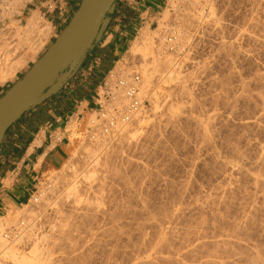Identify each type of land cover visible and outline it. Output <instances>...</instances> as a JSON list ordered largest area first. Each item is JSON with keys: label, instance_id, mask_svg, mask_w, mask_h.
<instances>
[{"label": "rangeland", "instance_id": "1", "mask_svg": "<svg viewBox=\"0 0 264 264\" xmlns=\"http://www.w3.org/2000/svg\"><path fill=\"white\" fill-rule=\"evenodd\" d=\"M3 1L0 2V56L3 54V49L7 50V48H9V51L7 50V55L10 54L8 56L12 57V52H14L12 49H14L16 46L21 48L26 46L25 44H22L23 39H21V37H23V33H20L19 35L15 34L17 29L23 26L26 20L25 16L21 17V8L25 0H21V2L20 0H12V4L11 1ZM260 1L262 0H160L158 3L154 4L148 9H146L147 7H143V9L134 7L132 9L130 7H133L134 5H128L127 1L125 2L126 4L122 5V9H124L126 13L122 12L120 15L118 12L114 13L115 10H112L114 13L112 24L113 31L119 33L120 26L125 24V20L127 21L126 43L120 48L118 55L116 56L113 54L104 55L103 53L94 50L92 52V63L90 65L95 66L96 63H99L100 68L96 69L94 74H91L92 70H94L93 68H91L90 72L79 69L73 74L72 78L67 81V84L64 85H66V89L69 87H75L78 83L85 81V78L92 77V82H95L94 85L98 86L110 71L122 73L128 72V74H141L139 76L141 77L142 81L146 84L148 83V89L146 88V93L148 95L144 94V98L150 96V100H148V97L146 98L148 101L146 100V108L143 110L145 114L142 113L141 116L137 117L139 119L136 118L137 121L134 120V125L131 124L128 132L125 133L126 137H130L131 135L133 136H131L130 140L128 139L129 142L126 138V140H124L122 136H113L116 139H111V137L106 139V141L104 140L105 142L103 140H100L101 142L99 140L94 141L100 142L99 144H93V142L87 143L83 138V125L86 119L89 117V115H86L87 111L84 112V118L82 121L79 119L75 122L74 120H76V117L72 118L69 123L72 129V139L68 159L64 162L63 166L59 170L53 171L49 175L44 176L43 179L39 180L36 185V188H42L45 180L48 179L52 183L51 185L53 189L51 188L45 197L41 198V201L38 204L28 202L27 204L25 203L21 206L12 208L11 210L9 209L6 212L0 213V242L3 241L5 243H3L4 246L0 247L3 249H0V254L2 253L0 255V260L2 261H0V264H129V261L127 260L130 259L131 254L128 251L132 252V250H134L133 248L138 246L135 244L139 243L140 245V243H142L139 242V240L141 241L142 239L140 236L144 235V237H142L143 239H147V241H150L149 239H153L151 240V243H153L155 242L154 239L156 240V236L160 234V231L161 233H164V231L166 232L168 230L166 227L168 226L169 228V225L166 224V222L163 224V220L161 219H165L163 216L167 217L171 212L173 213L174 210L178 208V206L180 207V203L178 204L177 199H179V202H181L182 207L186 205L188 208L190 206L189 210L191 212L188 210V214L186 213L184 217L185 220L188 219L189 221H184V226H179L182 228V230L177 228L175 229L176 233L174 230L173 240L172 238L169 239V242L172 240L170 242V245H172V248H170L171 251L170 249L165 251V253L168 252V254H165L163 251V255L165 254L166 257L169 258V262H159L157 264H171L173 261L176 262L173 264H196L195 262L197 260L201 261H197V264L203 263L204 257L202 258L201 256L203 255H200V253H198L197 256V253H195L196 259L194 255L191 258L188 257L189 259L187 257H183L184 252L190 248V245H194L192 239L196 236H194L195 230L196 232L198 231V227H195V225H197L198 221L200 222L203 220L201 217H203L204 220L206 218L205 222H208V226L211 225L210 227L202 230V234L200 232V238L203 236L201 242L203 241V243L208 244H205L207 248L208 246L210 247L209 241L212 243L214 239L217 240L218 235L220 238L222 234L224 235L225 233H231L230 231H232L233 227H236L235 224L237 225V222L239 229L241 227L242 230L245 229V232L243 231L244 234L242 232L240 234L241 237L239 236L237 240H235L237 242L240 241V243L238 242L241 245H239L240 249H238V245H234L232 247L233 251L236 250L239 252L236 254L240 255L242 252V255H240L242 258L240 256H234L236 255L235 252H233L234 254L229 253L227 256L229 258H227L225 255L228 253H224L225 257L222 256V258L223 260L225 258L228 264L230 262L232 264H245L243 255L247 254L245 253L246 251H248L249 254L257 241L256 247L259 244L258 247L264 248V214H262L263 207H260L259 205L258 214H256V219L254 218L255 220L251 222V225L250 223L245 224L243 222L246 211H248V207L245 204V197L246 194L252 192L248 179H246L245 176L243 179V175H235L236 177H233V179L235 178L234 184L232 185L234 187L231 186L233 191L231 190L230 194L228 193L226 195H222L225 197V199L221 197L223 200L219 197L220 195L216 198L214 193H212V189L218 184V182H220L222 175V168L219 162L231 161L234 148L236 149L235 151L240 150L239 152L244 155L243 163L248 166L254 161V159L258 157V149L261 147V145H264V120L259 122L258 125L256 124L257 127H248V130L246 128V130L243 129L240 126V124L243 122L251 123L255 121L257 116L256 112H258V110L263 107L261 106V100L255 96L260 95L259 93H262V97L264 95V86H262L264 85V83H262L264 82V79L263 81L261 80L264 78V40H262L264 39V0L262 1L263 3ZM224 7L226 8L224 9ZM18 13L20 14L18 15ZM15 16L20 17L14 18ZM168 20L169 31L175 33V40H177L173 51L169 50V52L165 51V47H162L163 45H161V38L158 35L159 30L166 22H168ZM145 25L148 27L147 29ZM144 28L147 31V37H149L148 41L151 43L149 44L148 42L149 45H147V47L151 45V52H149L152 56L148 53L145 55V58L140 55L141 57L138 56L135 58V60H133V58L127 54L128 49L133 40L138 37V33H140V31ZM49 34L45 37L46 39H44V42L41 44L40 48H37L35 51L23 49L22 53L25 57V61L16 73L21 71V69L26 65L28 59L34 58V56L44 47ZM177 36H179V38ZM38 38L40 37L37 34L33 33V35H31V40H36ZM48 49L49 47L47 46L46 51ZM155 49L158 50L156 51ZM15 53L16 52H14L13 55ZM165 57H167L168 60L167 67L165 63L160 68L157 64V59L159 58L162 60L165 59ZM2 58H4V56ZM142 65L147 67L143 68ZM142 68L152 72L151 76L153 79L152 77L149 81L145 79L142 75ZM15 75L8 81H13ZM22 75L19 76L17 82L21 80L25 74L23 76ZM224 80H226V82ZM221 82L222 85L224 82V86H226L225 88L229 87L227 88L228 90L226 89V91H229L231 88L230 91L232 90L236 92L238 87L243 83L248 87H246L248 90L246 89V93L243 96L245 99L241 98L238 101L237 106H235L236 109L231 112L233 115L224 114L226 117L228 116L227 123H223V121L219 120L217 117V115L222 114L223 112V107L221 105L223 99L222 101L220 100L222 97L221 94H223L225 88H223L222 85H218V83ZM59 87L60 86H58V88ZM220 87L223 89V91H221L222 89ZM152 92L154 94H152ZM234 94L237 95V93ZM234 94H230V98ZM219 95H221L220 100H218ZM223 105H225V102ZM93 109H95V107H93L92 110ZM205 125L206 127H204ZM107 141L109 142L108 145L106 143ZM87 149L89 150V154ZM213 154L214 159L216 158L215 161H212L213 157H210ZM104 159L107 160L105 161ZM101 160L102 162H100ZM216 161L219 162L217 163ZM98 162H100V164ZM106 162H108V164ZM105 163V168L100 167ZM116 163H118L121 167ZM105 169L108 170V173ZM263 170L264 165L261 166V169L259 170L260 172L258 173L260 174L262 172L261 175L264 176ZM72 175L76 177H72ZM92 176L97 179V182H102V189L105 188L104 190L106 191L101 189L99 192L96 190L98 195H95L96 193L94 191L93 192L95 194L92 192L89 194V192L85 190V188H87L90 184L93 185L94 180ZM104 176H106V178ZM98 179L101 181H98ZM90 181L92 183H90ZM235 181H239L238 184L235 183ZM98 184L99 183H96V185ZM69 185L74 187H68ZM123 186H126V188ZM69 188L73 190L75 189V192ZM238 190L241 193H238ZM247 190H249V192ZM67 191H69V193ZM55 193L58 194L56 195ZM70 193L71 195L69 196ZM233 194L235 195L233 196ZM93 195L96 196L95 200L97 197L100 198L94 201ZM58 196H61L60 199L62 197L63 198L60 200ZM73 196L76 197V200L81 197V199L84 201L87 200V202H91V204L94 203L95 207H98L99 205V209L97 208L95 211L96 213L91 214V217H88L89 219L85 218L81 220H75L74 218H71L72 213L69 214V206L75 201ZM204 197L205 199H203ZM207 197L209 199L216 198L215 204L208 202L206 203ZM81 199L79 200L82 203L83 200ZM224 200L227 202H224ZM219 202H222L223 204H220ZM243 203L245 204L244 206ZM54 206L57 207V211L60 212L59 214L61 216L64 214L63 219H67L68 224L66 226V222H64L65 227L68 228L74 224L70 227V230L67 229L65 231V227L62 225L63 222H60L62 220L54 216L56 212ZM142 206H145V208ZM242 207L244 208L243 210ZM169 208H172L171 210L173 211H169ZM114 209L117 210V213ZM164 211H166V213ZM243 212L244 214H242ZM162 214L164 215L162 216ZM159 215L162 216L161 219H159ZM147 219H154L155 221L157 219L156 222H158V225L155 221L153 223V221ZM69 220H71L70 223ZM74 220L76 222H74ZM77 220L81 221V224L80 222H78V224ZM159 220L161 223H159ZM21 221L24 224L23 226L20 225ZM86 221L88 223H86ZM83 222L86 226L82 224ZM186 222L187 224L190 222L191 223L187 225ZM75 224L78 225L76 226ZM241 224H244L245 226H242ZM252 224H254V226ZM141 225L143 226L141 227ZM189 225L194 226L191 228L192 230H190ZM59 226H61L62 229H60ZM159 226L162 228L161 230L157 228ZM186 227L188 228L186 229ZM74 228L76 229L74 230ZM185 229L186 231L189 230L190 232H192L194 229L193 235L190 232L187 233ZM10 230L15 231L16 237H13L14 233L12 232V238L7 240L4 238V235ZM60 230H64V233H67L68 231L72 237H70L68 233L64 234L63 231L61 232ZM217 230H221L222 232H218ZM139 231L142 233V235ZM142 231H144V233ZM25 233L26 235L28 234L27 236H29L27 239ZM115 233H118L119 235H116ZM186 233L188 235H185ZM179 234L182 235L180 236ZM153 235L156 236L153 237ZM122 236H124V238H122ZM125 236H127V238H125ZM13 238L15 243L12 242ZM175 239H177V241ZM17 240H21L19 241L20 243H18ZM179 242L182 245H178L180 244ZM57 243L58 245H56ZM128 245L131 246L129 247ZM172 249H175L176 253H174L175 250L172 252ZM241 249H243V251H241ZM123 252H125V255ZM171 253L174 255H169ZM121 255H123V257ZM180 258L182 262L179 260ZM185 259L188 261H184ZM229 259L232 260L230 261Z\"/></svg>", "mask_w": 264, "mask_h": 264}, {"label": "bare ground", "instance_id": "2", "mask_svg": "<svg viewBox=\"0 0 264 264\" xmlns=\"http://www.w3.org/2000/svg\"><path fill=\"white\" fill-rule=\"evenodd\" d=\"M3 1V0H2ZM1 0H0V2H2ZM4 1H11V4H12V0H4ZM3 1V2H4ZM13 1H15V0H13ZM24 1V0H23ZM27 1V0H26ZM263 1V0H262ZM262 1H260V2H262ZM18 2V1H17ZM20 2H21V0H20ZM258 3V2H257ZM263 3V2H262ZM3 4V3H2ZM258 4H260V3H258ZM259 6V5H258ZM193 7V6H192ZM11 8H13V7H11ZM190 8V7H189ZM226 7H224V9H225ZM263 8V7H262ZM1 9V8H0ZM256 9V8H255ZM211 11V10H210ZM191 13V12H190ZM195 13V12H194ZM20 13H18V15H19ZM1 15V14H0ZM194 17V16H193ZM192 18V17H191ZM243 18V17H242ZM199 19V18H198ZM195 20V19H194ZM245 20V19H244ZM248 20V19H247ZM43 21V19L39 16V14L38 13H32V15L29 17V18H27L26 19V21L24 22V24H23V26H21L20 28H18L17 29V31H16V35H19L20 33L22 34L23 33V37H21V39H23L22 41V44L24 45H26L25 47H23V48H21V47H19V46H16L14 49H12V51H14V52H16L14 55H13V53L14 52H12V57L11 56H8V55H10V54H8L7 55V50L9 51V48H7V50H5V49H3L2 50V52H3V54H2V56H0V83H5L6 81H8V80H10L15 74H16V72L21 68V66L23 65V63H24V61H25V57H24V55H23V49H25V50H27V49H29V50H36L37 48H40V46H41V44L44 42V39H46L45 37L49 34V25H47L45 22H42ZM192 21V20H191ZM189 22V21H188ZM244 22V21H243ZM210 24V23H209ZM220 24V23H219ZM240 24H241V22H240ZM146 26V25H145ZM172 26V25H171ZM237 27V26H236ZM148 27L146 26V29H147ZM186 28H187V25H186ZM188 28L190 29V27L188 26ZM212 28V27H211ZM244 28V27H243ZM242 28V29H243ZM146 29L144 28L143 30H141L140 31V33H138L137 35H138V37H136L134 40H133V42L131 43V45H130V47H129V49H128V52H127V54H128V56H130L131 58H133V60H135V58L136 57H138V56H143V58H145V55H147L148 53H149V55H151L150 54V49H151V45L150 46H148L147 47V45H149V44H151L149 41H148V38L149 37H147V34H146ZM241 30V29H240ZM171 32V31H170ZM10 33V32H9ZM33 33L34 34H37L40 38H38V39H36V40H31V35H33ZM174 35H175V33L174 32H172ZM230 34V33H229ZM244 34H246V33H244ZM6 35V34H5ZM7 35H8V33H7ZM14 35V34H13ZM12 35V36H13ZM149 36V35H148ZM253 36V35H252ZM19 37V36H18ZM175 37H176V35H175ZM178 38H179V36H177ZM219 37V36H218ZM226 37V36H225ZM5 38H7V37H5ZM10 38V37H9ZM34 38V37H33ZM160 39V38H159ZM242 39V38H241ZM181 40H183V39H181ZM181 40H179V41H181ZM262 40H264V39H262ZM151 41V40H150ZM148 42H149V44H148ZM161 42H162V44L161 45H163L162 47H165L166 49H167V47H166V45L164 44V42H163V40H161ZM253 42V41H252ZM175 43H177V40H175ZM185 44V43H184ZM13 45V44H12ZM175 45V44H174ZM148 48V49H147ZM155 48V47H154ZM156 48H158V47H156ZM159 49H160V47H159ZM156 51L158 50V49H155ZM1 51V50H0ZM150 51V52H149ZM166 51V50H165ZM173 51V50H172ZM178 52V51H177ZM1 53V52H0ZM4 56V58H2ZM140 56V57H141ZM152 56V55H151ZM151 56H149V57H151ZM162 56H164V55H162ZM161 56V57H162ZM129 57V58H130ZM164 58V57H163ZM233 58H234V56H233ZM159 59V58H158ZM157 59V64L159 65V67L161 68V66L162 65H164L165 63H166V67H167V57H165V59H159L158 60ZM132 60V59H131ZM143 60V59H142ZM152 60V59H151ZM154 60H155V57H154ZM132 62V61H131ZM170 62V61H169ZM146 63V62H145ZM155 63V62H154ZM172 63V62H171ZM234 63V62H233ZM229 64V63H228ZM146 65V64H145ZM145 65L143 66V68L145 67ZM155 65V64H154ZM157 66V65H156ZM155 66V67H156ZM138 67H140V66H138ZM147 67V66H146ZM145 67V68H146ZM158 67V68H159ZM142 68V69H143ZM149 68V67H148ZM153 68V67H152ZM141 69V70H142ZM155 69H157V68H155ZM164 69V68H163ZM162 69V70H163ZM233 69V68H232ZM236 69V68H235ZM264 70V69H263ZM149 70H145V69H143L142 70V75L144 76V78L145 79H147L148 81L151 79V73L152 72H148ZM157 71H160V70H157ZM164 71V70H163ZM259 71V70H258ZM133 72V71H132ZM128 73V72H127ZM130 73V72H129ZM161 73V72H160ZM155 74V73H154ZM157 74V73H156ZM168 74H170V73H168ZM167 74V75H168ZM139 75H141V74H139ZM160 75V74H159ZM175 75V74H174ZM225 75V74H224ZM189 76V75H188ZM263 76V75H262ZM155 77V76H154ZM159 77V76H158ZM227 77V76H226ZM260 77V76H259ZM258 77V78H259ZM221 78V77H220ZM152 79H153V77H152ZM171 79V78H170ZM183 79V78H182ZM219 79V78H218ZM251 79V78H250ZM261 79V78H260ZM263 79L264 78H262L261 80L263 81ZM173 80V79H172ZM188 80V79H187ZM182 81V80H181ZM225 82H226V80H224ZM229 81V80H228ZM254 81V80H253ZM256 81V80H255ZM262 81H260V82H262ZM147 82V81H146ZM175 82V81H174ZM245 82V81H244ZM156 83V82H155ZM256 83V82H255ZM262 83H264V82H262ZM148 84V83H147ZM147 84L146 83H144L143 81H142V79H141V81L139 82V88H140V94H139V99L140 100H142V104H143V106H142V108L139 110V111H135V112H132V113H130L129 114V116H131L130 117V119L128 118L127 120H123V118L125 117V116H127V114H125L124 113V109L123 108H126L127 107V104H128V102H126V100L125 99H123V97L121 96L120 97V99L117 101V106H119L120 107V110H122L121 112H120V114L117 116V118H116V123L114 122V124H113V126L109 129V132L107 133V134H102V133H100L99 132V130H96V133H94V135H93V141H86L87 143H90V142H93V144L94 143H96V144H99L101 141L100 140H105L106 141V139H109V138H111V139H114L115 137H118V136H122V138H124V140H126L127 139V141H128V139L130 140V138H131V136L129 137V136H127L126 137V134L125 133H127L128 132V130H129V128H130V126H131V124L132 125H134L133 123H135L134 122V120L135 121H137L136 120V118L137 117H139V116H141L142 115V113L143 114H145L144 113V109L146 108V106H145V104L147 103L146 102V98L148 97H146V98H144V94H147L146 93V91H147ZM241 84V83H240ZM246 84V83H245ZM248 84V83H247ZM260 84V83H259ZM158 85H160V84H158ZM218 85H222V82L221 83H218ZM223 88H225L226 86H224V82H223ZM262 86H264V85H262ZM183 87H184V85H183ZM247 87V85L245 86L244 85V83L243 84H241L239 87H238V89L236 90V92H234V91H230V89H229V91H226V89L227 88H229V87H227V88H225L224 90V92H223V94H221L222 95V97H221V100H220V96L221 95H219V98H218V100H220V101H222V99H223V101L221 102L222 104V107H223V112H222V114H219V115H217V117H218V119L219 120H221V121H223V123H227V117L224 115V114H232L231 112H233V110H235L236 108H235V106H237V104H238V101L241 99V98H243V99H245L243 96H244V94L246 93V89L248 88H246ZM147 88V89H146ZM150 88V87H149ZM185 88V87H184ZM221 88V87H220ZM154 89V88H153ZM222 89V88H221ZM228 90V89H227ZM235 90V89H234ZM248 90V89H247ZM155 91V90H154ZM221 91H223V89L221 90ZM251 91V90H250ZM256 91H259V90H256ZM149 92V91H148ZM182 92V91H181ZM189 92V91H188ZM151 93V92H150ZM234 93H237V95H235ZM152 94H154L153 92H152ZM230 94H234V95H232V97L230 98ZM249 94V93H248ZM260 95H255L256 96V98H259V100H261V106H263L262 108H260L259 110H258V112H256V114H257V116H256V118H255V121H253V122H251V123H249V122H243L242 124H240V126H241V128H243V129H247L248 127H250V126H256V124L258 125V123L259 122H261L262 120H264V95H263V97L261 96V94L262 93H259ZM148 95V94H147ZM152 96V95H151ZM245 96H247V95H245ZM254 96V95H253ZM150 98V96L148 97V100H150L149 99ZM158 98V97H157ZM248 98V97H247ZM250 98H251V96H250ZM253 98V97H252ZM154 99V98H153ZM156 99V98H155ZM242 99V100H243ZM147 100V101H148ZM250 100V99H249ZM252 100V99H251ZM257 100V99H256ZM258 100V101H259ZM224 102H225V105H223L224 104ZM190 104V103H189ZM182 105V104H181ZM150 106H151V104H150ZM259 106V105H258ZM154 107V106H153ZM180 107V106H179ZM192 108V107H191ZM146 112V111H145ZM220 112V111H219ZM233 115V114H232ZM76 117V116H75ZM217 117H216V119H217ZM225 117V118H224ZM72 118V117H71ZM74 118V117H73ZM189 118V117H188ZM93 119V120H92ZM137 119H139V118H137ZM168 119V118H167ZM229 119V118H228ZM72 120V119H71ZM94 121L95 123L96 122H98V121H96V119L94 118V116H93V118H91L90 119V121ZM143 120V119H142ZM209 120V119H208ZM237 120V119H236ZM75 122H76V120H74ZM91 121V122H92ZM139 121V120H138ZM196 121V120H195ZM205 121H207V120H205ZM218 121V120H217ZM246 121V120H245ZM251 121V120H250ZM70 122V121H69ZM209 122V121H208ZM73 123V122H72ZM219 123H221V122H219ZM198 124V123H197ZM222 124V123H221ZM187 125V124H186ZM207 125H208V123H207ZM264 125V124H263ZM210 126V125H209ZM224 126V125H223ZM204 127H206V125L204 126ZM208 127V126H207ZM257 127V126H256ZM183 128V127H182ZM201 128V127H200ZM222 128V127H221ZM209 129H210V127H209ZM245 129V130H246ZM182 130V129H181ZM205 130V129H204ZM241 130V129H240ZM248 130V129H247ZM254 130V129H253ZM196 131V130H195ZM203 131V130H202ZM251 131V130H250ZM209 132V131H208ZM237 132V131H236ZM205 133V132H204ZM119 134V135H118ZM203 135V134H202ZM113 136H115V137H113ZM204 136V135H203ZM133 137V136H132ZM120 138V137H119ZM126 138V139H125ZM230 138V137H229ZM237 138H238V136H237ZM116 139V138H115ZM97 140H99L100 142H94V141H97ZM120 140H122V139H120ZM205 140H206V138H205ZM228 140V139H227ZM233 140V139H232ZM104 141V142H105ZM109 141V140H108ZM106 142L107 143V145H108V143L109 142ZM118 141V140H117ZM104 142H103V144H104ZM113 142H114V140H113ZM124 142V141H123ZM129 142V141H128ZM236 142V141H235ZM111 143V142H110ZM116 143V142H115ZM122 143V142H121ZM127 143V142H126ZM216 143V142H215ZM231 143V142H230ZM229 143V144H230ZM96 144H95V146H96ZM102 144V143H101ZM116 144H118V143H116ZM120 144V143H119ZM125 144V143H124ZM88 145V144H87ZM86 145V146H87ZM90 145V144H89ZM106 145V146H107ZM231 145V144H230ZM250 145V144H249ZM248 145V146H249ZM110 146V145H109ZM118 146H120V145H118ZM117 146V147H118ZM123 146V145H122ZM100 147V146H99ZM233 147V146H232ZM103 148V147H102ZM230 148V147H229ZM240 148V147H239ZM110 149V148H109ZM88 150V149H87ZM108 150V149H107ZM121 150H122V147H121ZM234 150V151H233ZM231 152L233 153V157H232V160L231 161H229V162H219V164H220V166H221V168H222V175H221V178H220V182H218V184L212 189L213 190V192L212 193H214V195L216 196V198H217V196H219L220 198L221 197H223L222 195H226V194H230V192H231V190H232V188H231V186L234 184V179H233V177L235 176V175H243V179H244V176L246 177V179H248V182L250 183V188H251V190H252V192H249V190H247L249 193L248 194H246V197H245V200H246V202H245V204L247 205V207H248V211H246V215H245V219H244V223L245 224H249L250 223V225H251V222L253 221V220H255L256 219V214H258V209H259V205H260V207H263L261 210L263 211L262 212V214H264V176L263 175H261V173L259 174L258 172H260L259 170L261 169V166L262 165H264V145H261V147L258 149V152H257V154H258V157L256 158V159H254V161L253 162H251L248 166H246L243 162V154H241L239 151H235L236 149L234 148ZM112 151H113V149H112ZM115 151V150H114ZM249 151V150H248ZM118 153V152H117ZM116 153V154H117ZM216 153V152H215ZM214 153V154H215ZM228 153H229V151H228ZM88 154H89V150H88ZM94 154H95V152H94ZM100 154H102V153H100ZM122 154V153H121ZM214 154L212 155V156H210V157H213V159H212V161H215V159H214ZM76 155V154H75ZM107 155V154H106ZM225 155V154H224ZM108 156V155H107ZM113 156H114V154H113ZM112 156V157H113ZM116 156V155H115ZM123 156V155H122ZM218 156V155H217ZM249 156V155H248ZM81 157V156H80ZM79 157V158H80ZM92 157H93V154H92ZM91 157V158H92ZM95 157V156H94ZM98 157V156H97ZM104 157H106V156H104ZM120 158V157H119ZM84 159V158H83ZM114 159V158H113ZM121 159H122V157H121ZM218 159V158H217ZM105 160V159H104ZM104 160H103V162H104ZM107 160V159H106ZM105 160V161H106ZM112 160V159H111ZM123 160V159H122ZM128 160V159H127ZM82 161V160H81ZM96 161H99V160H96ZM248 161V160H247ZM100 162H102V160L100 161ZM100 162H98L99 164H100ZM115 162V161H114ZM125 162V161H124ZM217 162V161H216ZM217 162V163H218ZM68 163V162H67ZM96 163V162H95ZM107 164H108V162H106ZM106 163L105 164H102L103 166H100V167H104V165H106ZM216 163V164H217ZM92 164V163H91ZM112 164V163H111ZM116 164H118V163H116ZM119 165V164H118ZM122 165V164H121ZM81 166V165H80ZM120 166V165H119ZM89 167V166H88ZM96 167H97V165H96ZM107 167H108V165H107ZM114 167V166H113ZM116 167V166H115ZM121 167V166H120ZM98 168H99V166H98ZM97 168V169H98ZM105 168V167H104ZM109 168V167H108ZM110 168H112V167H110ZM80 169V168H79ZM78 169V170H79ZM114 169V168H113ZM116 169V168H115ZM117 169H118V167H117ZM116 169V170H117ZM120 169V168H119ZM85 170V169H84ZM106 170V169H105ZM104 170V171H105ZM101 171V170H100ZM107 171V173H108V170H106ZM111 171V170H110ZM109 171V172H110ZM264 171V170H263ZM68 172V171H67ZM116 172V171H115ZM121 172V171H120ZM211 172V171H210ZM255 172H257V173H255ZM71 173V172H70ZM78 173V172H77ZM111 173V172H110ZM109 173V174H110ZM80 174V173H79ZM97 174V173H96ZM104 174V173H103ZM105 174H106V172H105ZM75 175V174H74ZM85 175H87V174H85ZM93 175V174H92ZM101 175V174H100ZM114 175V174H113ZM112 175V176H113ZM116 175H117V173H116ZM91 176V175H90ZM110 176V175H109ZM118 176V175H117ZM72 177H76V176H73L72 175ZM93 177V176H92ZM105 178H106V176H104ZM236 177V176H235ZM90 178V177H89ZM118 178V177H117ZM72 179V178H71ZM77 179H78V175H77ZM86 179V178H85ZM109 179V178H108ZM80 180V179H79ZM79 180H78V182H79ZM90 180V179H89ZM93 180H94V182H95V180H96V182H95V184H94V182H93V185H89L87 188H85V190H87L88 192H89V194H90V192H92L93 194H95L96 193V190H98L99 192L101 191V189H102V187H103V184H102V182H97V179L96 178H94L93 177ZM121 180V179H120ZM135 180V179H134ZM73 181V180H72ZM75 181V180H74ZM90 181V183H92ZM98 181H101V180H99L98 179ZM103 181V180H102ZM111 181V180H110ZM130 181V180H129ZM105 182V181H104ZM103 182V183H104ZM131 182V181H130ZM239 182V181H238ZM238 182H236L235 181V183H237L238 184ZM96 183H99L98 185H96ZM102 185H101V184ZM111 183V182H110ZM109 183V184H110ZM114 183V182H113ZM247 183V182H246ZM66 184V183H65ZM74 184V183H73ZM131 184H134V183H131ZM130 184V185H131ZM189 184V183H188ZM56 185V184H55ZM61 185H62V183H61ZM83 185V184H82ZM87 185H88V183H87ZM123 185H125V184H123ZM129 185V186H130ZM173 185V184H172ZM241 185V184H240ZM239 185V186H240ZM59 186V185H58ZM57 186V187H58ZM74 186H75V184H74ZM74 186H68V187H74ZM77 186V185H76ZM106 187V186H105ZM123 187H125L126 188V186H123ZM131 187V186H130ZM232 187H234V186H232ZM236 187V186H235ZM107 188H108V185H107ZM129 188V187H128ZM178 188V187H177ZM185 188V187H184ZM240 188H243V187H240ZM248 188V187H247ZM53 189V188H52ZM58 189H59V187H58ZM62 189V188H61ZM69 189H71V188H69ZM69 189H67V190H69ZM77 189V188H76ZM105 189V188H104ZM104 189H102V190H104ZM131 189V188H130ZM234 189V188H233ZM245 189V188H244ZM72 191H74L73 189H71ZM123 190V189H122ZM132 190V189H131ZM241 190V189H240ZM58 191V190H57ZM95 193H94V192ZM104 191H106V190H104ZM134 191V190H133ZM233 191V190H232ZM235 191H236V188H235ZM234 191V192H235ZM244 191V190H243ZM68 193H69V191H67ZM67 192H65L66 194H68ZM71 192V191H70ZM75 192V191H74ZM103 192V191H102ZM101 192V193H102ZM108 192V191H107ZM238 193H241V192H239V190L237 191ZM73 193V192H72ZM134 193V192H133ZM178 193H179V191H178ZM233 193V192H232ZM246 193V192H245ZM47 194V193H46ZM45 194V195H46ZM53 194V193H52ZM56 195L58 194V193H55ZM100 194V193H99ZM103 194H104V192H103ZM131 194V193H130ZM177 194V193H176ZM237 194V193H236ZM244 194V193H243ZM50 195V194H49ZM63 195V194H62ZM71 195V193L69 194V196ZM77 195V194H76ZM95 195H98L97 193L95 194ZM95 195H93L94 197H93V199H94V201H96L98 198H100V197H97V199L95 200ZM102 195V194H101ZM125 195V194H124ZM178 195H180V194H178ZM235 194H233V196H234ZM239 195V194H238ZM53 196H55V195H53ZM68 196V197H69ZM75 196V195H74ZM73 196V197H74ZM91 196V195H90ZM89 196V197H90ZM181 196V195H180ZM228 196V195H227ZM45 197V196H44ZM47 197V196H46ZM52 197V196H51ZM61 197V196H60ZM60 197L58 196V198L60 199ZM66 197V196H65ZM92 197V196H91ZM102 197H103V195H102ZM125 197V196H124ZM136 197V196H135ZM138 197V196H137ZM209 197H210V195H209ZM212 197V196H211ZM232 197V196H231ZM63 198V197H62ZM61 198V199H62ZM67 198V197H66ZM65 198V199H66ZM75 198V201L74 202H72V204L69 206V209H70V211H69V214H71L72 213V217L71 218H74L75 220L76 219H78V220H81V219H85V218H88V217H91L90 215L91 214H93V213H96L95 211H96V209L99 207V205H98V207L96 206L95 207V204L93 205V204H91V202H87V200L86 201H84L83 199H81V197L79 198V199H81V200H83L82 201V203H81V201L78 199V200H76V197H74ZM85 198V197H84ZM126 198V197H125ZM131 198V197H130ZM134 198V197H133ZM144 198V197H143ZM184 198V197H183ZM215 198V199H216ZM224 199H225V197H223ZM230 198V197H229ZM235 198V197H234ZM47 199V198H46ZM60 199V200H61ZM86 199H88V198H86ZM89 199H91V198H89ZM173 199V198H172ZM203 199H205V197L203 198ZM209 198L207 197V200H208ZM215 199H209L208 201L206 200V203L208 202V203H214L215 204ZM222 199V198H221ZM241 199H243V198H241ZM67 200V199H66ZM66 200H64V201H66ZM128 200V199H127ZM178 201V204L180 203V207L178 206V208H176L175 210H174V212L170 215L169 214V212H168V216L167 217H164L163 215L164 214H162V216H163V218H165V219H161L162 218V216H160V218L159 219H161V220H163V224H164V222H166V224H168L169 225V228H168V226L166 227L168 230L165 232L164 230H162V231H164V233H161V231H160V234H158L157 236L156 235H153V237L154 236H156V240L154 239V241L155 242H153V243H151V240H153V239H149L150 241H147V239H143V237H144V235H142V233H141V235L143 236H140V234H139V236L142 238L141 239V241L139 240V242H142V243H140V245H139V243L138 244H135V245H138L136 248H133L134 250H132V252L131 251H128V252H130V254H131V256H130V259L129 260H127V261H129V264H157V263H159V262H165L166 263V261L167 262H169V258L168 257H166V253L168 254V252H166L165 253V251H168L170 248H172V245H170V242L173 240V237H174V230L175 229H177V228H180L179 226L180 225H183L184 223V221H187V220H185V214L187 213L188 214V210H189V207L187 208L186 207V205L184 206V207H182L181 206V202H179V199H177ZM223 200V199H222ZM69 201V200H68ZM90 201V200H89ZM133 201V200H132ZM182 201V200H181ZM200 201V200H199ZM204 201V200H203ZM243 201V200H242ZM45 202V201H44ZM87 202V203H86ZM115 202V201H114ZM134 202V201H133ZM176 202V203H177ZM224 202H227V201H225L224 200ZM229 202V201H228ZM47 203V202H46ZM98 203H100V202H98ZM172 203V202H171ZM183 203V202H182ZM185 203V202H184ZM205 203V202H204ZM205 203V204H206ZM220 203V202H219ZM222 203V202H221ZM220 203V204H221ZM48 204V203H47ZM213 204V205H214ZM223 204V203H222ZM226 204V203H225ZM224 204V205H225ZM244 203H243V206L245 205ZM52 205V204H51ZM55 205V204H54ZM145 205H146V203H145ZM224 205H222V206H224ZM230 205V204H229ZM261 205H263V206H261ZM121 206V205H120ZM170 206V205H169ZM168 206V207H169ZM192 206V205H191ZM208 206V205H207ZM216 206V205H215ZM47 207V206H46ZM55 208V210H56V212H55V215L54 216H56L58 219H61L62 221H60V222H63V224L62 225H64V222H66L65 223V225L67 226V219H63L64 217V214H63V216H61L59 213L60 212H58L57 211V207L56 206H54ZM143 207V206H142ZM141 207V208H142ZM197 207V206H196ZM226 207H227V205H226ZM143 208H145V206L143 207ZM159 208V207H158ZM175 208V207H174ZM214 208V207H213ZM225 208V207H224ZM66 209V208H65ZM99 209V208H98ZM119 209V208H118ZM147 209V208H146ZM164 209V208H163ZM170 210L169 211H173V210H171L172 208H169ZM191 209H193V208H191ZM198 209V208H197ZM220 209V208H219ZM244 208L242 207V210H243ZM115 210V209H114ZM124 210H125V208H124ZM127 210H128V208H127ZM139 210V209H138ZM150 210V209H149ZM148 210V211H149ZM199 210H200V208H199ZM101 211V210H100ZM117 210H115V212H116ZM122 211H123V207H122ZM159 211V210H158ZM161 211V210H160ZM190 211V210H189ZM194 211V210H193ZM229 211V210H228ZM231 211V210H230ZM127 212V211H126ZM135 212V211H134ZM155 212V211H154ZM165 213H166V211H164ZM191 212V211H190ZM201 212V211H200ZM245 212V211H244ZM244 212L242 213V214H244ZM54 213V212H53ZM117 213V212H116ZM128 213V212H127ZM137 213H138V211H137ZM151 213V212H150ZM149 213V214H150ZM153 213V212H152ZM194 213V212H193ZM211 213V212H210ZM68 214V213H67ZM200 214V213H199ZM117 215V214H116ZM157 215V214H156ZM191 215V214H190ZM204 215V214H203ZM94 216H95V214H94ZM149 216V215H148ZM151 216V215H150ZM155 216V215H154ZM153 216V217H154ZM158 216V215H157ZM262 216V215H261ZM70 217V216H69ZM152 217V218H153ZM187 217V216H186ZM190 217V216H189ZM217 217H218V215H217ZM217 217H215V218H217ZM56 218V219H57ZM109 218V217H108ZM114 218V217H113ZM147 218H149V217H147ZM151 218V217H150ZM198 218V217H197ZM199 218H200V215H199ZM203 220H204V218L203 217H201ZM214 218V219H215ZM255 218V219H254ZM257 218H259V217H257ZM69 219V218H68ZM89 219V218H88ZM98 219V218H97ZM222 219V218H221ZM220 219V220H221ZM232 219V218H231ZM262 219V218H261ZM74 220V222H76ZM77 220V223L78 222H80V224H81V221H78ZM114 220V219H113ZM121 220V219H120ZM147 220H151V219H147ZM201 220V219H200ZM203 220H201L200 222L198 221L197 222V225H198V223H199V225L197 226V225H195V227H198V231L196 232V230H195V233H194V229H193V231L192 232H190L189 230H187L186 231V229L188 228V227H186V229H185V231L188 233V232H190V233H192V235H193V233H194V238L192 239V242L194 243V245L193 246H191L190 244V248L186 251V252H184V254H183V257L184 258H191V257H193V255L195 256V253H197L196 254V256L198 255V253H200V255H203V256H201L202 258H203V263L202 264H228L227 263V261L225 260V258H224V260H223V258H222V256H224L226 253H228L227 255H225L226 257L229 255V253H233V252H235V254L236 253H239V252H237L235 249V251H233V246L234 245H238V249H240V241H235V240H237V238L240 236L241 237V233L245 230V229H239V225H238V222H237V225L235 224V226L236 227H233L232 228V231H230L231 233H225L224 235L222 234V236L219 238V235H218V238H219V240H218V238H217V240H215L214 239V241L211 243V241H209L210 242V247L208 246V248L206 247V245H208V244H206V243H203V241L201 242V239H202V237L203 236H201V238H200V235L202 234V230H204L205 228H208V227H210V226H208L207 224H208V222L206 223L205 222V220H206V218H205V220L203 221ZM31 221V220H30ZM70 221L71 220H69V223H70ZM73 221V220H72ZM151 221H153V223H154V219H152ZM150 221V222H151ZM156 221H157V219H156ZM155 221V222H156ZM160 221V220H159ZM189 221V220H188ZM187 221V222H188ZM101 222V221H100ZM124 222V221H123ZM187 222H186V224H187ZM196 222V221H195ZM216 222H218V221H216ZM215 222V223H216ZM261 222H263V221H261ZM15 223V222H14ZM73 223V222H72ZM71 223V224H72ZM86 223H88L87 221H86ZM159 223H161V221L159 222ZM191 223V222H190ZM190 223H188V224H190ZM192 223H193V221H192ZM236 223V222H235ZM12 224V223H11ZM60 224V225H61ZM79 224V223H78ZM77 224V225H78ZM83 225H85L84 224V222L82 223ZM156 224L158 225V222H156ZM156 224H154V225H156ZM185 224V225H186ZM187 224V225H188ZM211 224V223H210ZM218 224V223H217ZM224 224H226V223H224ZM258 224V223H257ZM260 224V223H259ZM13 225V224H12ZM20 225L21 226H23L24 224H23V222L21 221V223H20ZM31 225V224H30ZM65 225L63 226V227H65ZM74 225V224H73ZM73 225H71V226H73ZM76 225V224H75ZM76 225V226H77ZM106 225V224H105ZM115 225V224H114ZM159 225H162V224H159ZM234 225V224H233ZM242 225V224H241ZM244 225V224H243ZM242 225V226H243ZM253 226H254V224H252ZM262 225V224H261ZM69 226V225H68ZM71 226H69L68 228L67 227H65V231L68 229V230H70V227ZM82 226V225H81ZM81 226H80V228H81ZM86 226V225H85ZM103 226V225H102ZM143 225H141V227H142ZM153 226V225H152ZM184 226V225H183ZM190 227V230H192L191 228H193L194 226H191V225H189ZM212 226H213V224H212ZM215 226V225H214ZM245 226V225H244ZM258 226V225H257ZM20 227V226H19ZM60 227V229H62V227L61 226H59ZM75 227V226H74ZM121 227V226H120ZM141 227H139V228H141ZM156 227V226H155ZM220 227V226H219ZM218 227V228H219ZM16 228V227H15ZM22 228V227H21ZM28 228V227H27ZM31 228V227H30ZM157 228H159L160 230L162 229L160 226L159 227H157ZM216 228V227H215ZM76 228H74V230H75ZM88 229V228H87ZM117 229V228H116ZM119 229V228H118ZM154 229V228H153ZM181 230H182V228H180ZM217 229V228H216ZM221 229V228H220ZM20 230V229H19ZM22 230V229H21ZM28 230V229H27ZM55 230V229H54ZM115 230V229H114ZM138 230V229H137ZM139 230H141V229H139ZM145 230V229H144ZM25 231V230H24ZM61 231V230H60ZM63 231V233H64V230H62ZM61 231V232H62ZM79 231H80V229H79ZM120 231H123V230H120ZM151 231V230H150ZM218 231V230H217ZM221 231V230H220ZM220 231H218V232H220ZM227 231H229V230H227ZM14 234H13V233ZM23 232V231H22ZM70 232V231H69ZM108 232V231H107ZM114 232V231H113ZM117 232H118V230H117ZM138 232V233H139ZM143 233H144V231H142ZM182 232V231H181ZM184 232V231H183ZM200 232H201V234H200ZM222 232V231H221ZM224 232V231H223ZM245 232V231H244ZM244 232H243V234H244ZM264 232V231H263ZM66 233V232H65ZM64 233V234H65ZM67 233H68V231H67ZM66 233V234H67ZM72 233V232H71ZM76 233H78V232H76ZM155 233H156V231H155ZM158 233H159V231H158ZM175 233H176V230H175ZM185 233V232H184ZM185 234V235H188V234ZM205 233V232H204ZM215 233V232H214ZM217 233V232H216ZM12 234H13V237H16V233H15V231H13V230H10V231H8L7 233H5V235H4V238H6L7 240L8 239H11L12 238ZM69 235H70V233H68ZM75 234V233H74ZM73 234V235H74ZM80 234V233H79ZM90 234V233H89ZM108 234V233H107ZM116 234V233H115ZM118 234V233H117ZM116 234V235H117ZM25 235H26V233H25ZM28 235V234H27ZM26 235V236H27ZM119 235V234H118ZM138 235V234H137ZM173 235V236H172ZM180 235V234H179ZM182 235V234H181ZM180 235V236H181ZM204 235V234H203ZM207 235V234H206ZM211 235H212V233H211ZM246 235V234H245ZM82 236V235H81ZM99 236V235H98ZM151 236V235H150ZM217 236V235H216ZM243 236V235H242ZM260 236V235H259ZM25 237V236H24ZM29 236H27L26 237V239L28 238ZM70 237H72L71 235H70ZM115 237V236H114ZM140 237H137V238H140ZM147 237V236H146ZM149 237V236H148ZM177 237V236H176ZM187 237V236H186ZM189 237H190V234H189ZM188 237V238H189ZM206 237V236H205ZM214 237V236H213ZM264 237V236H263ZM99 238V237H98ZM122 238H124V236H122ZM121 238V239H122ZM125 238H127V236H125ZM129 238V237H128ZM136 238V239H137ZM172 238V240L169 242V239H171ZM181 238V237H180ZM207 238V237H206ZM210 238V237H209ZM1 239H3V238H1ZM58 239V238H57ZM56 239V240H57ZM64 239V238H63ZM93 239V238H92ZM100 239V238H99ZM113 239V238H112ZM120 239V238H119ZM118 239V240H119ZM130 239V238H129ZM129 239H127V240H129ZM178 239V238H177ZM177 239H175L176 241H177ZM213 239V238H212ZM4 240V239H3ZM66 240H67V238H66ZM103 240V239H102ZM126 240V241H127ZM203 240H204V238H203ZM206 240V239H205ZM209 240V239H208ZM211 240V239H210ZM262 240V239H261ZM6 241V240H5ZM19 241H21V240H17V242L18 243H20ZM68 241V240H67ZM66 241V242H67ZM79 241V240H78ZM85 241V240H84ZM94 241V240H93ZM104 241V240H103ZM176 241H174V242H176ZM185 241V240H184ZM187 241V240H186ZM245 241V240H244ZM12 242H14V238H13V241ZM22 242H23V239H22ZM55 242V241H54ZM81 242V241H80ZM130 242H131V240H130ZM135 242V241H134ZM137 242V241H136ZM181 242V241H180ZM179 242V243H180ZM208 242V243H209ZM241 242H242V240H241ZM250 242V241H249ZM258 242V241H257ZM256 242V243H257ZM4 242L2 241V242H0V247H2V246H4V244H3ZM15 243V242H14ZM17 243V244H18ZM88 243V242H87ZM90 243V242H89ZM129 243V242H128ZM168 243H169V246H171V247H169L168 246ZM187 243V242H186ZM189 243V242H188ZM251 243V242H250ZM256 243H255V246L252 248V251L248 254V251H244L245 253H247L246 255L244 254V252H243V254L245 255V257H244V255H243V258H244V261H245V264H264V258H263V252H264V248H261V247H258L259 246V244L257 245V247H256ZM3 244V245H2ZM120 244V243H119ZM173 244V243H172ZM206 244V245H205ZM243 244V243H242ZM263 244V243H262ZM56 245H58V243L56 244ZM131 245H133V244H131ZM131 245H128L129 247L131 246ZM178 245H182L181 243L180 244H178ZM240 245V246H239ZM251 245V244H250ZM65 246V245H64ZM134 246V245H133ZM245 246V245H244ZM93 247V246H92ZM96 247V246H95ZM187 247H189V246H187ZM249 247V246H248ZM263 247V246H262ZM5 248V247H4ZM0 249H2V248H0ZM7 249V248H6ZM60 249V248H59ZM112 249V248H111ZM125 249V248H124ZM128 249V248H127ZM131 249V248H130ZM177 249V248H176ZM187 249V248H186ZM237 249V250H238ZM251 249V248H250ZM3 250V249H2ZM126 250V249H125ZM173 250H175V249H172V252H174ZM181 250V249H180ZM163 251H164V255H165V257H164V255H163ZM170 251H171V249H170ZM241 251H243V249H241ZM240 251V252H241ZM92 252V251H91ZM109 253H111V252H109ZM121 253V252H120ZM127 253V252H126ZM174 253H176V250H175V252ZM225 253V254H224ZM2 254V253H1ZM0 254V255H1ZM35 254V253H34ZM123 254L125 255V252H123ZM130 254H128V255H130ZM173 253H171V254H169V255H172ZM234 254V253H233ZM5 255V254H4ZM3 255V256H4ZM103 255V254H102ZM174 255V254H173ZM179 255H181V254H179ZM240 255H242V252H241V254ZM239 254H236V255H234V256H240ZM108 256V255H107ZM122 257H123V255H121ZM178 256V255H177ZM196 256H195V259H196ZM224 256V257H225ZM12 257V256H11ZM109 257V256H108ZM200 257V258H201ZM231 257V256H230ZM241 257V256H240ZM240 257H238V258H240ZM128 258V257H127ZM183 258V259H184ZM188 258V259H189ZM227 258H229V257H227ZM232 258V257H231ZM242 258V257H241ZM21 259V258H20ZM82 259V258H81ZM87 259V258H86ZM171 259V258H170ZM178 259V258H177ZM199 259V258H198ZM234 259V258H233ZM68 260V259H67ZM172 260H174V259H172ZM180 261H181V258L179 259ZM187 259H185L184 261H186ZM201 260V259H200ZM228 260V259H227ZM230 260V259H229ZM232 260V259H231ZM230 260V261H231ZM243 260V259H242ZM1 261V260H0ZM6 261V260H5ZM72 261V260H71ZM171 261V260H170ZM188 261V260H187ZM191 261V260H190ZM193 261V260H192ZM198 261V260H197ZM197 261L195 262L196 264H197ZM229 261V262H230ZM237 261H239V260H237ZM243 261V262H244ZM2 262V261H1ZM11 262V261H10ZM75 262V261H74ZM182 262V261H181ZM198 262H201V261H198ZM233 262V261H232ZM236 262V261H235ZM242 262V263H243ZM28 263V262H27ZM78 263V262H77ZM173 263H176V262H174L173 261ZM173 263H171V264H173ZM178 263V262H177ZM184 263V262H183ZM231 263V262H230ZM229 263V264H230ZM32 264V263H31ZM80 264V263H79ZM84 264V263H83ZM128 264V263H127ZM161 264V263H160ZM182 264V263H181ZM185 264V263H184ZM200 264V263H199ZM232 264V263H231ZM234 264V263H233ZM237 264V263H236Z\"/></svg>", "mask_w": 264, "mask_h": 264}, {"label": "crops", "instance_id": "3", "mask_svg": "<svg viewBox=\"0 0 264 264\" xmlns=\"http://www.w3.org/2000/svg\"><path fill=\"white\" fill-rule=\"evenodd\" d=\"M80 1L25 0L21 8V17L25 16L27 19L32 13H38L49 25L50 34L44 47L34 58L28 59L21 71L16 73L13 81L0 84V97L16 84L22 72L23 75L26 74L43 57L46 47H50L65 29ZM127 1L128 5H134L130 7L132 9L134 7L148 9L160 0H123V2L114 0L92 45L66 82L55 90L47 91L37 105L6 131L0 142V213L27 204L37 182L51 172L59 170L68 159L72 139L69 121L75 116L79 119L85 111L96 107V93L100 84L95 86L92 77L85 78L82 83L68 89L64 84H67L79 69L90 72L93 68L91 74H94L96 69L100 68L99 63L95 66L90 65L94 50L104 55H118V51L126 43L127 21L125 20V24L120 26L118 33L112 30L113 16ZM112 10H115L114 13Z\"/></svg>", "mask_w": 264, "mask_h": 264}, {"label": "water", "instance_id": "4", "mask_svg": "<svg viewBox=\"0 0 264 264\" xmlns=\"http://www.w3.org/2000/svg\"><path fill=\"white\" fill-rule=\"evenodd\" d=\"M113 3L114 0H81L43 57L0 98V142L47 91L55 90L68 79L92 45Z\"/></svg>", "mask_w": 264, "mask_h": 264}, {"label": "built area", "instance_id": "5", "mask_svg": "<svg viewBox=\"0 0 264 264\" xmlns=\"http://www.w3.org/2000/svg\"><path fill=\"white\" fill-rule=\"evenodd\" d=\"M165 24L159 30L158 35L166 45V51L169 52V50L172 51L174 49L175 36L169 31V20ZM140 81L141 77L137 73L108 72L107 76L100 83L98 92L96 93L95 109L88 110L86 113L89 117L84 122L82 131L85 141H93V135L96 133V130H99L102 134H107L114 122L116 123V118L123 109L124 113L127 114L123 120H127L131 117L129 116L130 113L137 112L142 108V100L138 97L140 94L138 85ZM121 96L128 102L127 107L122 110L117 106V101ZM83 114L79 117L80 121L84 118ZM93 116L98 122L95 123L92 121L93 119L91 120L92 122L90 121ZM79 119L76 117V121ZM51 184L46 179L42 188L34 189L28 201L33 204H38L41 198L51 190Z\"/></svg>", "mask_w": 264, "mask_h": 264}, {"label": "trees", "instance_id": "6", "mask_svg": "<svg viewBox=\"0 0 264 264\" xmlns=\"http://www.w3.org/2000/svg\"><path fill=\"white\" fill-rule=\"evenodd\" d=\"M117 10H118V14H120V15H121L122 12H125V13H126V11H125L124 9H122V7H119ZM107 14H108V13H107ZM107 14L105 15V18H106V16H107ZM105 18H104V20H105ZM1 97H2V96H1ZM1 97H0V98H1Z\"/></svg>", "mask_w": 264, "mask_h": 264}]
</instances>
